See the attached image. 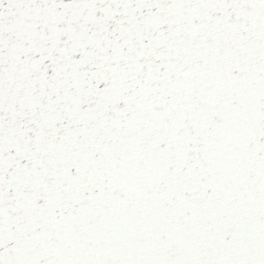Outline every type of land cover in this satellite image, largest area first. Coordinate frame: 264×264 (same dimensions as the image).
Segmentation results:
<instances>
[{
  "label": "snow or ice",
  "instance_id": "obj_1",
  "mask_svg": "<svg viewBox=\"0 0 264 264\" xmlns=\"http://www.w3.org/2000/svg\"><path fill=\"white\" fill-rule=\"evenodd\" d=\"M0 264H264V0H0Z\"/></svg>",
  "mask_w": 264,
  "mask_h": 264
}]
</instances>
